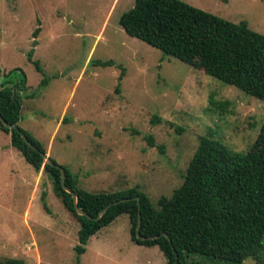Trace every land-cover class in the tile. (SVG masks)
Listing matches in <instances>:
<instances>
[{
  "label": "rangeland",
  "instance_id": "rangeland-1",
  "mask_svg": "<svg viewBox=\"0 0 264 264\" xmlns=\"http://www.w3.org/2000/svg\"><path fill=\"white\" fill-rule=\"evenodd\" d=\"M179 1L264 35V0ZM133 5L134 0H0V87L21 77L5 74L23 71L18 127L58 166L76 174L80 188L96 193L138 186L158 208V199L170 198L182 184L200 137L248 151L264 121V103L127 35L118 20ZM31 50L42 73L28 61ZM105 61L113 65L95 63ZM147 135L162 153L147 145ZM73 219L48 174L26 163L0 129V261L166 263L156 246L130 240L127 215L91 236L78 256L79 224ZM188 263L225 264L199 255H189Z\"/></svg>",
  "mask_w": 264,
  "mask_h": 264
},
{
  "label": "trees",
  "instance_id": "trees-1",
  "mask_svg": "<svg viewBox=\"0 0 264 264\" xmlns=\"http://www.w3.org/2000/svg\"><path fill=\"white\" fill-rule=\"evenodd\" d=\"M118 24L127 35L264 103V35L250 30L244 22L231 23L179 0H134L133 7L120 16ZM38 31H34V39ZM32 54L33 50L28 53V61L42 73L39 63L32 61ZM95 63L103 67L113 65L112 61ZM14 73L21 75L19 80L0 87V116L4 122L18 127L20 92L26 90V77L20 69L5 76ZM122 76L123 71L120 80ZM47 81L44 77L41 87ZM211 105L225 107L213 101ZM152 122H158V118L154 117ZM0 129L10 134V145L26 163L37 173L42 169L48 174L53 193L78 222V245L74 247L78 256L85 252L91 236L117 217L127 215L130 240L140 246H156L165 264H189V255L225 264H240L247 259L264 264V121L245 153L232 151L211 137H200L182 184L170 198L160 197L158 208L138 186L122 191L87 192L79 187L77 176L60 166L65 172V186L76 194V206L91 220L75 212L71 195L62 189L60 171L49 166L41 155L45 153L41 143L19 127L8 130L0 123ZM21 134L30 145L22 140ZM144 139L149 147L163 152L151 135ZM135 197L139 198L138 203ZM122 199L131 200L111 205ZM108 205L111 206L96 220ZM138 219L141 236L159 238L137 239ZM0 264L24 262L8 258Z\"/></svg>",
  "mask_w": 264,
  "mask_h": 264
},
{
  "label": "water",
  "instance_id": "water-1",
  "mask_svg": "<svg viewBox=\"0 0 264 264\" xmlns=\"http://www.w3.org/2000/svg\"><path fill=\"white\" fill-rule=\"evenodd\" d=\"M0 123L2 124V126H3L4 128H6V129H8V130H17V129H18V127L13 126V125H11V124H9V123L4 122L3 119L1 118V116H0ZM21 138H22V140H23L26 144L30 145L29 142L27 141V139H26V137H25L24 134H21ZM41 155H42V157L44 158V160L47 162V164H48L49 166H51V167H53V168H56V169H58V170L60 171V182H61L62 189H63L65 192H67V193H69V194L71 195L72 200H73V204H74L75 212H76L78 215H80V216H84V217L87 218L88 220H91L92 218H91L89 215H87L85 212H83L81 209H79V208L76 206V201H77L76 194H75L72 190H70L69 188H67V187L65 186V183H64L65 172H64V170H63L60 166L54 164V163L52 162V160H51V159H50L45 153H41ZM130 200H131V199H122V200H120L119 202H115V203H113V204H111V205H114V204H117V203H122V202H129ZM134 200H135L137 203L139 202V198H138V197H135ZM111 205H108V206L104 207V208L100 211V213L98 214L96 220L100 219V218L104 215V213L106 212V210H107ZM140 223H141V221H140V219H138V224H137V227H136V238H137V239H139V240H156V239L159 238V236H151V237H143V236H141L140 233H139ZM163 235H164V237H166V238L169 240V237H168L166 234H163ZM175 264H177V262H176Z\"/></svg>",
  "mask_w": 264,
  "mask_h": 264
},
{
  "label": "crops",
  "instance_id": "crops-1",
  "mask_svg": "<svg viewBox=\"0 0 264 264\" xmlns=\"http://www.w3.org/2000/svg\"><path fill=\"white\" fill-rule=\"evenodd\" d=\"M50 158V157H49ZM71 172V171H70ZM72 173V172H71ZM73 174V173H72ZM73 175H75V176H77L76 174H73ZM77 178H78V182H79V177L77 176ZM84 190V189H83ZM88 192V191H87ZM103 192V191H102ZM102 192H96V193H102ZM91 193V192H90ZM92 193H94V192H92ZM73 219V218H72ZM74 220V219H73ZM75 221V220H74ZM87 244V243H86ZM136 245V244H135ZM137 246H140V245H137ZM142 247H145V246H142ZM85 253V252H84ZM83 253V254H84Z\"/></svg>",
  "mask_w": 264,
  "mask_h": 264
}]
</instances>
